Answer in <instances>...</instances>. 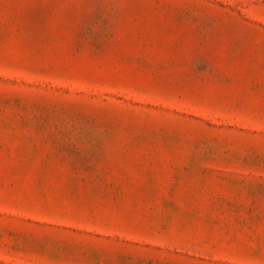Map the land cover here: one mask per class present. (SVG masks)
<instances>
[{
  "label": "rangeland",
  "instance_id": "rangeland-1",
  "mask_svg": "<svg viewBox=\"0 0 264 264\" xmlns=\"http://www.w3.org/2000/svg\"><path fill=\"white\" fill-rule=\"evenodd\" d=\"M0 264H264V0H0Z\"/></svg>",
  "mask_w": 264,
  "mask_h": 264
}]
</instances>
